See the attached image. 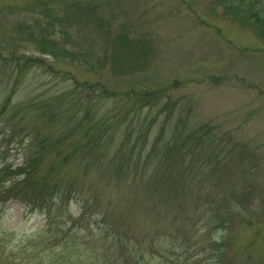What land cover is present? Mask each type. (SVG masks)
I'll return each instance as SVG.
<instances>
[{
    "label": "rangeland",
    "instance_id": "obj_1",
    "mask_svg": "<svg viewBox=\"0 0 264 264\" xmlns=\"http://www.w3.org/2000/svg\"><path fill=\"white\" fill-rule=\"evenodd\" d=\"M252 1L0 0V264H103L106 246L120 255L119 244L105 238L98 241L95 234L82 238L101 225L93 204L83 214L73 199L84 194L85 181L114 208L118 230L142 238L147 253L154 226L169 238L175 225L186 224L183 219L175 222L173 207L160 212L163 220L151 212L147 191L135 187L136 180L119 189L105 175L100 177L93 163L88 174L76 159L60 164L58 147L64 145L60 143L46 152L35 179L44 175L42 184L47 178L54 186L64 175L69 190L63 209L50 219L46 209L16 198L25 187L19 182L23 177L19 167L20 149L26 142L11 136L7 124L21 129L34 123L40 136L46 131L54 136L56 130L49 123L40 127L33 99L42 103L53 98L56 111V96L66 90L71 77L83 84L80 93L85 88V96L89 94L90 115L112 117V132L134 118L137 94L165 89L172 112L187 114L192 123L200 122L220 138L218 176L222 181L237 179L227 187L235 194L228 205L231 227L225 264L235 259L264 264V39L244 24L255 21L249 15L251 8H246ZM257 1L262 9L254 10L262 11L264 18V0ZM228 6L231 14L226 16ZM106 91L110 97L106 98ZM131 92L134 96L129 97ZM86 106L75 110L82 114ZM78 135L76 130L70 139ZM36 149H41L40 144ZM48 161L57 166L54 172H43ZM46 187L36 184L30 193L42 196ZM199 211H208L203 202ZM75 238L80 243L77 251L70 252L65 242L73 246Z\"/></svg>",
    "mask_w": 264,
    "mask_h": 264
},
{
    "label": "trees",
    "instance_id": "obj_2",
    "mask_svg": "<svg viewBox=\"0 0 264 264\" xmlns=\"http://www.w3.org/2000/svg\"><path fill=\"white\" fill-rule=\"evenodd\" d=\"M262 5L255 0L250 3L249 7H246L251 8L249 15H252L255 21L245 20L244 24L249 25L264 39L262 11L254 10L255 7L262 9ZM234 6L240 8L238 4ZM235 10L234 13L237 15L239 10L237 8ZM230 14L228 6L224 15ZM244 27L248 26L244 25ZM70 80L66 90L63 89L56 96L58 100L56 111H53L54 107L51 106L53 98L46 99L42 103L39 99H33L32 107L35 111H39L40 127L45 128V125L49 123L48 125H52L51 127L56 130L55 137L49 135L47 131L45 136H40L36 132L37 124L34 125V123H31V127L23 126L21 129L7 124V130L11 136L17 135L22 139V143L26 142L20 149L23 153V161L19 167L21 169L19 174H23L19 182L25 187L21 193L15 194L16 198H21L27 206L32 204V207L46 209L50 219L53 214H56V210L63 209L65 195L69 190L63 178L64 175H59L54 186L50 185V180L47 178L45 184H42L44 175L36 179L35 176L40 173V163L47 155L46 152L51 153L53 146L58 143L64 144L61 148L58 147L57 155L62 159L60 164L76 159L80 167L85 169L86 174L96 168L97 170H94L100 177L105 175L110 185L119 189L124 185L128 187L126 181L136 180L135 187L147 191V203L151 205V212H156L162 219L160 212L171 210L173 207L175 222L179 220L180 223V219L186 222L184 226H176L173 222L174 231L170 233L169 238L158 233L160 229L154 226L151 231V250L149 248L147 253L141 245L142 238L136 239L129 233L118 230L121 226L113 219L111 210L114 208L103 203L93 188V184L87 185L85 181L82 190L84 194L74 195L73 199L78 202L83 214L93 204L101 216L98 220L101 225L95 233L86 232L82 238L95 234L98 235V241L105 238L111 243L120 245V248H117L121 250L120 255L113 253L108 246L103 248V264H225V258L229 252L227 234L231 227L228 205H231L230 198L235 194L233 189L229 191L227 187L230 189V185L236 183L237 179L228 180L226 178L222 181L218 176V167L222 165H219L220 151L218 150L222 144L221 139L211 135L210 129L202 128L205 126H201L200 122L192 123L187 114L172 112L169 107L171 105L169 97L164 94L165 89L141 91L137 94L134 118L126 124L125 128H122L120 124L112 132L109 126L112 117L103 114L106 116L103 118L102 113L90 115V105L93 103L89 94L85 96V88L80 93L82 83L73 77ZM105 93L106 98L111 96L110 92ZM129 94V97L134 96L132 92ZM81 104L88 106L82 114L79 111ZM78 105L79 110H75ZM135 125H139L140 129ZM76 130L78 137L70 139ZM52 138L57 139L47 144ZM221 138L223 140L222 136ZM38 144L41 146L40 150L36 149ZM51 163L52 161H48V164L45 162L43 172L51 173L57 169V166L54 167ZM91 164L94 168L90 167ZM60 168L59 166L58 170ZM10 176V178L15 177L12 174ZM96 180L98 181V178ZM61 182L65 183L64 187ZM36 184L40 187L47 186L44 195L33 197L30 193V187ZM216 187L218 189L215 193L214 188ZM67 201L69 202V199ZM68 202L66 208L69 206ZM202 202L208 210L205 214L199 211ZM157 206L159 210H154ZM184 210L192 211L186 214ZM68 220L71 221V218ZM50 223L49 220L47 223L49 228ZM73 226L72 224L71 227ZM191 226L194 229L193 233H191ZM71 242L73 246L69 247V243L65 242L64 248H71L70 252L77 251L76 246L80 240L76 239ZM200 246L203 247L204 252L201 251ZM203 253L208 254L203 256ZM73 264L76 263L73 261ZM227 264L253 263L235 259Z\"/></svg>",
    "mask_w": 264,
    "mask_h": 264
}]
</instances>
